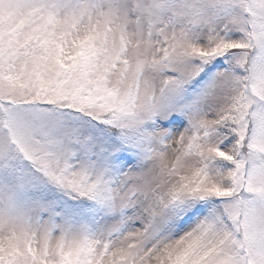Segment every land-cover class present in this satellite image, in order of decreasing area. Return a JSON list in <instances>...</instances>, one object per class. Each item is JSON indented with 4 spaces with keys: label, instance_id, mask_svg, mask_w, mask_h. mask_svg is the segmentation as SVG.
<instances>
[{
    "label": "snow or ice",
    "instance_id": "6c2138e0",
    "mask_svg": "<svg viewBox=\"0 0 264 264\" xmlns=\"http://www.w3.org/2000/svg\"><path fill=\"white\" fill-rule=\"evenodd\" d=\"M0 264H264V0H0Z\"/></svg>",
    "mask_w": 264,
    "mask_h": 264
}]
</instances>
